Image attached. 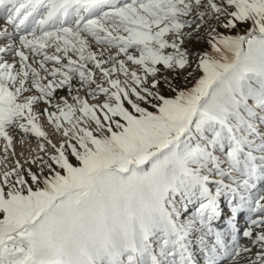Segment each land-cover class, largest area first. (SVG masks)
<instances>
[{"label": "snow or ice", "instance_id": "6c2138e0", "mask_svg": "<svg viewBox=\"0 0 264 264\" xmlns=\"http://www.w3.org/2000/svg\"><path fill=\"white\" fill-rule=\"evenodd\" d=\"M0 264H264V0H0Z\"/></svg>", "mask_w": 264, "mask_h": 264}, {"label": "rangeland", "instance_id": "374dc122", "mask_svg": "<svg viewBox=\"0 0 264 264\" xmlns=\"http://www.w3.org/2000/svg\"><path fill=\"white\" fill-rule=\"evenodd\" d=\"M17 151H19V148H17Z\"/></svg>", "mask_w": 264, "mask_h": 264}]
</instances>
